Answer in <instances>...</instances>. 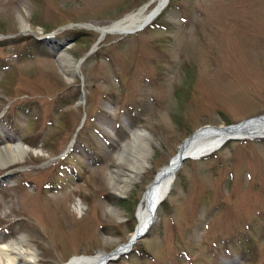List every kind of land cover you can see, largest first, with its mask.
Returning <instances> with one entry per match:
<instances>
[{"label": "rangeland", "instance_id": "1", "mask_svg": "<svg viewBox=\"0 0 264 264\" xmlns=\"http://www.w3.org/2000/svg\"><path fill=\"white\" fill-rule=\"evenodd\" d=\"M119 1L120 0H7L5 7L0 10V17L3 14H6L10 18V20L8 19V21L5 22L8 24V28L12 29L10 33H13L20 29L19 17H22L26 22L30 21L32 17V20L37 23L47 24L57 22V24H63L66 22L64 20L70 18L86 19V17L82 16L83 13L90 11L94 14L101 10V7H107L113 2L116 3ZM130 1L133 2L137 0ZM261 1H263V3H261ZM248 2V0H178L176 3L178 7L175 8L176 5L172 7L169 13V19L167 20L170 23L168 25L169 30L165 32L148 31L147 34H143L140 38L122 42L126 43V46L123 47H121V42L112 43L108 40L104 44V48L100 51L99 58H92L86 64V67L84 68L85 80L86 83L91 86L88 97H90V106L92 104L94 105L90 113L93 112L98 104L100 105L101 112L92 115L94 121H88L91 125L90 127L86 126L84 132L86 129L89 130L90 137V132L95 129L104 132L109 139V144H103L99 137V139L95 137L96 143H93L92 150H94L98 156L101 169H99V166H96L98 160L92 151L81 152V161L88 160L87 163L89 166L84 168L83 171L86 172L89 170L90 175L96 179L95 183L99 184L96 191H101L97 198V203L99 204L98 217L96 219L97 225L100 223H107L105 222V219L110 223H114L118 217H120L119 220L123 219V217L126 219L124 215L125 212L116 204V199L120 197H118L111 188L109 173L114 168L120 169L122 177L129 176L131 172V169L124 165L119 158L114 159L116 153L122 152L120 144L129 138V133L125 124L121 123V126L117 127L116 120H112V114L109 117L107 116L105 109L101 105V101L106 96L105 93L108 91L113 93L116 91H123V93H127L126 97H124L127 104H132L138 101L141 102L142 100H145V97H142L137 91L141 90L140 85H148V82L144 81V78L152 75V77H156L158 80L155 83L156 94L159 101L162 102L165 98L170 96L171 89H175L180 84L181 75L178 68H181L182 64L196 63L202 66L203 70L209 68L207 71L215 70L218 68V65H224L227 67L233 65L232 71H234L236 66L235 63H238L245 58L241 70L242 74L246 76V83L253 87L254 90L263 87L264 66L258 58L252 62L250 58V56H252V51L248 56V50L245 49H250L252 45L255 46L259 44L253 31L254 25L259 26L262 29L261 32H264V0H250L249 4ZM69 3H72L73 5L76 4V6L73 7L69 5ZM250 3L252 6L257 7V11L252 9L250 11ZM1 7L2 0H0V8ZM241 9H247V12L242 15ZM93 17L94 16H91V18ZM260 39L261 41H264L262 37H260ZM137 47H144L143 52L146 56H143V60L146 61V63L145 68L134 73V71H131L132 62L130 58L136 54L135 48ZM8 49L12 48L9 47L7 50ZM85 49L86 48L82 45L73 46L72 43L64 49V51L70 54L69 60L71 69H74L77 62L75 56H72V53L79 54L84 52ZM164 49H166L165 53L163 52ZM225 51L228 53L224 54ZM236 51L240 53H236ZM253 53L256 55L264 54V49L257 48L253 50ZM35 62V65L41 69H47L50 66V63L46 61ZM122 67H124L126 73L124 77L121 76ZM37 76V71H32L30 74L31 78H36ZM73 76L70 79L71 81ZM193 78L195 82L194 85H197L198 83L206 84V79H199L196 75H193ZM119 82L120 85L118 86L117 83ZM65 84L66 83L64 82V85ZM238 90L239 87H231L230 82L224 88L223 94L224 96L233 95L234 92H237ZM147 91L150 94V86ZM243 91H245V93L241 92L239 94V96L242 97L241 99H244L243 102H240L241 99H238L239 101L232 100L231 102H227V100L224 99L222 101L218 100L216 102L217 104H215L213 103V99L210 101L212 104L207 101L204 102L203 100H201L203 103L202 106H198L194 103L196 107H198V110L188 106L185 109L183 116L187 129L183 131L174 129V125L178 124L177 120L174 119V117L171 118V115L169 114L167 116L164 111L159 110L156 112L155 110H152L149 114L146 112H140L136 115V121L139 122V126L147 128L153 137V141L151 142L153 147V153L150 157L151 165L139 175L136 180L133 179L132 183H130L131 188H135L136 194L139 195L144 190L155 172L158 171L162 165L167 163L169 157L176 151L182 138L188 135L190 131L207 123H224L223 121H225V118L232 121L238 120L250 113L264 108V93H262L263 97L256 96L248 98L247 92H251V90L244 89ZM75 92V89L69 92L68 96L70 99L75 97ZM117 100L120 99L113 95V101L119 103L116 102ZM64 101L65 96L58 98V103L62 106V111H57L55 109V103H41L39 100V104L36 107L37 112L40 117H45V120L40 125L32 124V119L28 120L27 117L20 115L21 131H24L26 134L29 132V134H34L38 137L43 135L46 136L44 144L51 154L53 153V157L61 153L67 147L82 117L81 109H74L75 106H65L63 105ZM176 101L177 100L175 99L174 102L177 105L178 102ZM110 110L112 113L114 111L113 107ZM159 122H162V124L160 125ZM261 143L262 144H257L259 146L250 143L233 144L230 148H226L212 157L210 156L209 160L204 161L199 165L187 166L186 173L180 170L182 174H185V177L190 179L189 184L184 180L182 185L183 190L187 191L188 187H191L193 184L196 186L202 184L210 190L217 202L218 199H225L227 194H224L223 191L219 192L215 190L214 192V187L216 185L226 186L237 180H241L245 183V179H247L245 176L248 173L251 175L250 178L263 180L264 142ZM103 147L106 149L109 148V150L103 152ZM44 159L47 158L44 157ZM47 163L48 161H43L42 164ZM14 170L15 169H10L7 170V172L0 171V176L4 177L9 175L13 177L15 183L18 184L17 177L20 173L25 174L27 178L29 174L36 172V169L24 172ZM99 178H102V180ZM70 184V187L72 188L74 182L71 181ZM91 184L92 181L88 179V182L82 189L83 193L86 195H89L87 191L90 189ZM24 189L32 192L34 191V186L32 183H27L24 186ZM180 189V184L178 183L177 190L179 191ZM251 189L264 196L263 183L252 182ZM103 192L107 194V199L104 197ZM12 193L13 197L11 202L9 203L8 201L0 212L1 214L6 212V217L14 220L16 217H22L19 210L20 203H15V199L21 196L15 191ZM129 193V190L128 192L126 191L125 196ZM185 197V199L184 196L175 197L177 205L175 208L185 207L191 213L196 212L197 214L202 210L204 211V214L208 213L207 207L201 209L197 207L199 202L193 200L190 191L187 192ZM60 202L64 205L66 203L65 198L62 197ZM169 202H173V195L169 197ZM111 206L116 207L115 212L117 213L112 214L113 212L109 213L106 211L107 208ZM252 207H254V205L251 204L247 208L250 209ZM69 208L71 210L72 207ZM113 215H115L116 219L112 218ZM163 216L166 223L168 217L166 214ZM32 218H34V216H32ZM58 218L59 227H57V229L59 230L65 229V224L69 220L71 222V216L64 208L61 209ZM174 219L178 223L181 222L179 215H176ZM193 219H195V221H193L194 224L189 225L187 228V232L189 233H185L183 232L184 230L179 229L180 233L178 234H180V240L183 243L186 239V247H190L189 242L193 241L194 236L191 234H194L196 230L203 232V224L204 222H207L205 219L202 224H198L196 222V217H193ZM160 220L163 221L161 216ZM38 223L42 225L40 222ZM27 226L34 227L37 233H40L38 237L39 241L45 243L42 239L41 228L37 223L32 221V224ZM115 229H119L118 234L121 238L126 239L129 236V225H123ZM108 230L112 232L110 228H108ZM45 231L47 238L50 241L53 240L52 232L48 231L47 228ZM158 239L159 237H157V240ZM86 241L88 240H81L78 244L85 243ZM115 244V242L110 243L109 248L114 247ZM37 245L40 244L37 243ZM159 247H162V245ZM157 248H155V251ZM40 249L42 251L41 246ZM58 249L59 252H62L59 247ZM81 249H85V247H82ZM261 251L264 252V245L261 247ZM195 255L197 254H194V256ZM167 256L168 252L166 251L161 255L160 259L166 258ZM170 259L172 260V264H180L182 262L175 257H170ZM260 260L264 261V254ZM231 264L242 263L237 259L233 260Z\"/></svg>", "mask_w": 264, "mask_h": 264}, {"label": "bare ground", "instance_id": "2", "mask_svg": "<svg viewBox=\"0 0 264 264\" xmlns=\"http://www.w3.org/2000/svg\"><path fill=\"white\" fill-rule=\"evenodd\" d=\"M20 27L22 30H26V25L24 21L21 20ZM134 140L128 142L124 145L123 152L119 155L123 163L128 166L133 171V176L139 174L146 167L147 157L150 155V147L148 146V140L146 135L140 133V131H135L133 133ZM218 140V135L207 137L202 139L206 146ZM197 146H204L203 143H199ZM24 149L20 146L19 142H8L4 146H0V166H6L12 163L19 162L23 158ZM119 173L114 174V181L124 182L119 186L116 182L112 183L114 188L119 190H124L125 181H130L129 178L121 179ZM166 178H160L158 184L154 190L155 194L163 193ZM164 182V184H163ZM145 216V202L143 201L137 209V217L139 222H142ZM102 255L92 256V257H75L68 264H96L102 259ZM36 261L35 250L32 249L31 245L28 243L27 239H21L20 243L10 242L6 244L4 250H0V264H32Z\"/></svg>", "mask_w": 264, "mask_h": 264}]
</instances>
